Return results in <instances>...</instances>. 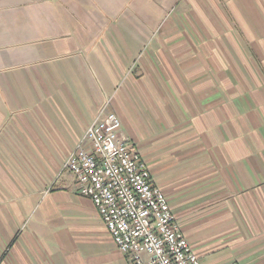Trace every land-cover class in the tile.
Returning <instances> with one entry per match:
<instances>
[{
	"label": "crops",
	"instance_id": "obj_1",
	"mask_svg": "<svg viewBox=\"0 0 264 264\" xmlns=\"http://www.w3.org/2000/svg\"><path fill=\"white\" fill-rule=\"evenodd\" d=\"M103 105L203 264H264V0H0V264H129L62 173Z\"/></svg>",
	"mask_w": 264,
	"mask_h": 264
},
{
	"label": "built area",
	"instance_id": "obj_2",
	"mask_svg": "<svg viewBox=\"0 0 264 264\" xmlns=\"http://www.w3.org/2000/svg\"><path fill=\"white\" fill-rule=\"evenodd\" d=\"M129 264H203L139 147L101 106L65 163Z\"/></svg>",
	"mask_w": 264,
	"mask_h": 264
},
{
	"label": "rangeland",
	"instance_id": "obj_3",
	"mask_svg": "<svg viewBox=\"0 0 264 264\" xmlns=\"http://www.w3.org/2000/svg\"><path fill=\"white\" fill-rule=\"evenodd\" d=\"M80 139H82V137H81ZM80 139H79V140H80ZM76 147H77V146H76ZM70 156H71V155H70ZM70 156H69V157H70ZM69 157H68V159H69ZM68 159H67V160H68ZM67 160L63 163L62 173L65 171V163L67 162ZM65 172H67V171H65Z\"/></svg>",
	"mask_w": 264,
	"mask_h": 264
},
{
	"label": "bare ground",
	"instance_id": "obj_4",
	"mask_svg": "<svg viewBox=\"0 0 264 264\" xmlns=\"http://www.w3.org/2000/svg\"><path fill=\"white\" fill-rule=\"evenodd\" d=\"M119 249V248H118Z\"/></svg>",
	"mask_w": 264,
	"mask_h": 264
}]
</instances>
